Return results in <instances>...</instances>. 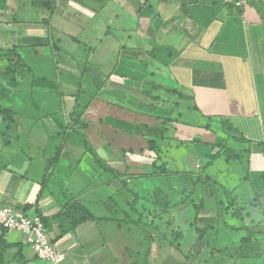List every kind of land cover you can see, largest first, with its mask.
I'll list each match as a JSON object with an SVG mask.
<instances>
[{"label": "crops", "instance_id": "crops-1", "mask_svg": "<svg viewBox=\"0 0 264 264\" xmlns=\"http://www.w3.org/2000/svg\"><path fill=\"white\" fill-rule=\"evenodd\" d=\"M7 50L30 72L15 86L0 60V206L41 216L61 264L236 255L244 228L264 221V0H0ZM90 147L126 180L112 181L122 204L111 218ZM167 180L177 184L160 213L152 193ZM137 196V211L124 206ZM79 203L93 217L73 226ZM194 223L214 227L197 239ZM0 264L50 263L0 225Z\"/></svg>", "mask_w": 264, "mask_h": 264}, {"label": "trees", "instance_id": "trees-1", "mask_svg": "<svg viewBox=\"0 0 264 264\" xmlns=\"http://www.w3.org/2000/svg\"><path fill=\"white\" fill-rule=\"evenodd\" d=\"M16 52H14L13 50H7V51H0V60L5 64V68L6 71H4L5 75L8 77L9 81L14 83L15 86H18L20 83H22L27 77L28 74L30 72V70L26 67V65L24 64V62H22V60L20 59V56L18 54H15ZM163 52L161 51L160 54H162ZM7 59L9 60V62L12 61V63H8L7 64ZM159 60H162V62L167 61L165 59V54H162L158 57ZM165 59V60H164ZM32 82L37 81V78L33 75L31 76ZM178 92H176L175 90V96L176 98H180L181 96H178L177 94ZM191 103V101H190ZM190 103L187 105L188 107V111L189 114L193 117V113H194V107L191 106V108L189 107ZM190 109V110H189ZM2 111H7V110H2ZM9 111V115H11L10 113L13 114V111L8 110ZM80 117V116H79ZM11 121H13L11 119V116L9 117ZM220 124L221 126L224 128V130L226 131V133L228 134L229 137L232 138H238V130L237 128L234 127V124L227 118L222 117L220 120ZM75 125V124H74ZM213 125V124H212ZM207 128H211V124L207 123L206 124ZM245 139V138H243ZM91 151H93V153L95 154L96 157V161L98 162V164L100 165V167L105 171V172H110L112 173L113 177H115L116 179L120 180L122 182V184H126V180L123 178V174H120L118 172H116L108 163H106L100 156H98V154L96 153V151L93 149V147H90ZM230 153H228V159H235L236 157H238V154H233L231 152V150H228ZM233 151V150H232ZM56 159V158H55ZM55 161V160H54ZM164 173H170L167 170L164 171ZM161 174V173H160ZM132 177L131 175H127ZM152 203L154 205H156L158 208H160V213L162 212H166L169 210L170 208V202L167 199V195L166 193L162 192V190L157 189L152 193ZM140 200V197L137 196L136 200L133 201V203L129 204V203H125L124 206H128L131 210L137 211L136 206L138 205V202ZM144 205V203H143ZM71 210V216H72V225L76 226L84 221H86L89 218H92V214L90 212V210L82 205V204H72L70 206ZM123 207V206H122ZM126 212V211H125ZM127 214V218L124 219L127 222H132L133 220L131 219V215ZM143 219H141L140 217L138 218L137 222H142ZM195 225V229L197 232V239H202V237L205 235V233H207L209 231V229L213 228L214 226H209V227H198L196 223H194ZM264 227V221H259L258 223L254 224V225H250V226H246L244 229L246 230V234L244 236L241 237L240 239V243H239V250L236 253V257L234 259V264H264V230H262L261 228ZM182 238V233L181 231H176L172 233V244L176 245L178 247V243L176 244L175 241H179ZM54 241V240H53ZM206 250V251H205ZM205 250L201 251L198 255L201 254H206V256L208 255L207 259H205L204 261H200L199 259H196L195 261H193V256L191 255V252H187L184 254L185 258H186V262L185 264H210V262H213L215 264H228V261L231 260L233 257V254H228L230 255L229 257L227 256H221L222 254H224V252L222 251H216L214 252V249H209L206 248ZM219 253V254H218ZM260 260H262V262L260 263ZM197 262V263H195Z\"/></svg>", "mask_w": 264, "mask_h": 264}, {"label": "built area", "instance_id": "built-area-1", "mask_svg": "<svg viewBox=\"0 0 264 264\" xmlns=\"http://www.w3.org/2000/svg\"><path fill=\"white\" fill-rule=\"evenodd\" d=\"M0 225L25 234L36 255L50 264H61L65 260L66 254L51 239L41 216L13 205L0 206Z\"/></svg>", "mask_w": 264, "mask_h": 264}, {"label": "rangeland", "instance_id": "rangeland-1", "mask_svg": "<svg viewBox=\"0 0 264 264\" xmlns=\"http://www.w3.org/2000/svg\"><path fill=\"white\" fill-rule=\"evenodd\" d=\"M51 105H50V107H53L54 106V104H55V101L53 100V99H51ZM50 107L49 108H47L46 107V109H50ZM54 109H56V110H58L59 109V107L58 106H56L55 105V108ZM60 111V110H59ZM62 114H60V115H57V116H61ZM41 119V121L37 124V126L38 127H41V126H43L44 124H46V125H48V123H47V121H45V119H43V118H40ZM70 132H72V131H70ZM69 132V133H70ZM232 161L233 160H235V159H231ZM200 168V167H199ZM105 174L106 175H104L103 176V178H99V180H101V181H104L105 182V184L106 185H103V187L104 188H100V194H102L103 195V200L100 202V203H107L108 205H109V202L108 201H106L105 200V198L104 197H110V205L112 206V208H111V210L110 209H108V208H106L107 209V211H103V209H100V212L101 213H108V215H106V217L107 218H111V215H112V213H113V215H117L116 214V211H119V209H120V207H121V201H122V199H121V197H120V194L118 193V192H116L117 191V189L114 187V183L112 182V181H114V180H117L115 177H113V175H112V173H110V172H105ZM194 177V176H193ZM251 177H253V174L251 173ZM106 182H108V183H110L109 185H108V183H106ZM100 183V182H99ZM160 183V186H161V188H162V192H164V193H166V192H168V193H170V194H172L173 193V191H174V189H175V186H176V184H177V180H174V181H163V182H159ZM181 184H183V183H181ZM101 185V184H100ZM161 190V189H160ZM101 196V195H100ZM264 205V204H263ZM126 207H128L127 205H126ZM123 208H125V207H123ZM136 209H139V208H137V206H136ZM190 212L192 213V214H194V213H196L194 210H190ZM115 220H117V221H119L120 219H121V216H116V218H114ZM262 230H264V227L263 228H261ZM230 255H227V257H229ZM233 257H231L232 259L231 260H229L228 261V264H234V259H235V257L237 256V255H235V253H233V255H232ZM262 262V260H260V263ZM263 264V263H262Z\"/></svg>", "mask_w": 264, "mask_h": 264}]
</instances>
